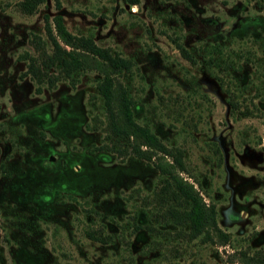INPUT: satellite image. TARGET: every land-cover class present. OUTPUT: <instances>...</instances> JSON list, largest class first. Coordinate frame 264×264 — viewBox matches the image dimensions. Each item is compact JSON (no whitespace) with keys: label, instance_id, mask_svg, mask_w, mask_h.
<instances>
[{"label":"rangeland","instance_id":"374dc122","mask_svg":"<svg viewBox=\"0 0 264 264\" xmlns=\"http://www.w3.org/2000/svg\"><path fill=\"white\" fill-rule=\"evenodd\" d=\"M19 1L0 0V264H264V0ZM55 13L130 59L134 120L182 150L225 244L189 237L152 161L121 154L95 68L51 87L24 73Z\"/></svg>","mask_w":264,"mask_h":264},{"label":"trees","instance_id":"16d2710c","mask_svg":"<svg viewBox=\"0 0 264 264\" xmlns=\"http://www.w3.org/2000/svg\"><path fill=\"white\" fill-rule=\"evenodd\" d=\"M41 1L43 0H20L18 4L23 12L30 13ZM130 2L136 3L137 0ZM44 29L50 40L51 50L49 53L42 51L38 56L28 55L24 73H29L38 82L47 80V85L51 87L55 81L70 76L78 68H95L100 74L96 89L108 116L109 137L126 141L121 154H133L152 161L161 174V188L170 190L172 197L181 205L178 209L170 208V216L188 225L189 237H197L203 233L225 244L229 240V233L217 226L213 204L205 203L193 183L180 175L183 170L182 150L165 145L149 127L134 120L133 99L119 79L124 71L130 69V59L97 44L90 36L72 33L66 28L59 13L52 16V24L45 15ZM176 48L182 57L194 62L192 53L185 46L177 43ZM53 66H57L58 70L48 72ZM35 89L39 91L40 88L37 86ZM227 102L233 109L232 100ZM239 112L245 116L249 111L245 107ZM211 229L215 231L214 237L210 233ZM242 254L246 260L260 262L262 259L260 253Z\"/></svg>","mask_w":264,"mask_h":264}]
</instances>
